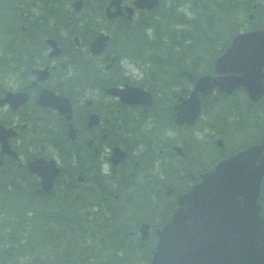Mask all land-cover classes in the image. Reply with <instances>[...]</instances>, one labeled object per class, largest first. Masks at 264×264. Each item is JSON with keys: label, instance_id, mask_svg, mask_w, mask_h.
I'll return each mask as SVG.
<instances>
[{"label": "flooded vegetation", "instance_id": "obj_1", "mask_svg": "<svg viewBox=\"0 0 264 264\" xmlns=\"http://www.w3.org/2000/svg\"><path fill=\"white\" fill-rule=\"evenodd\" d=\"M133 1L120 0L121 14L108 18L115 10L111 0H21L31 13L16 19L14 44L7 46L0 30L4 35L0 34V123L14 131L6 134L8 148L0 151V186L5 193H15L11 202L21 208L19 227L23 218L39 221L45 216L64 228L84 217V192L90 186L100 192L90 197L95 213L91 224L103 226V233L110 235L107 246L117 243L119 234L129 228L116 231L110 222L121 218L120 209L137 199L147 204L149 215L163 213L166 201L176 198L175 185L183 189L194 185L200 171L231 149L226 108L214 113L209 106L221 100L226 105V97H201V112L194 122L178 115V103L198 77V59L180 49L169 68L142 67L120 50L119 43L134 24L125 12ZM100 34L107 36L105 47L93 53L99 43L91 44ZM132 88L146 90L151 100ZM42 91L68 99L69 120L63 102L56 101L55 107L38 102L45 95ZM240 93L245 106L257 104L246 91ZM167 185L173 191H167ZM30 195L46 199L47 207L29 209L24 201H32ZM146 221L148 235L154 234L158 226ZM6 232L10 229L0 227V264H71L72 243L66 235L54 237L43 252L25 251V242H8ZM133 237L134 242L141 240ZM109 251L111 255L103 254L110 256L98 264L115 260L112 253L119 248Z\"/></svg>", "mask_w": 264, "mask_h": 264}, {"label": "water", "instance_id": "obj_2", "mask_svg": "<svg viewBox=\"0 0 264 264\" xmlns=\"http://www.w3.org/2000/svg\"><path fill=\"white\" fill-rule=\"evenodd\" d=\"M213 66L222 75L202 76L179 105L180 115L190 112L189 121L199 110L197 90L243 87L253 99L264 92V30L236 35ZM142 96L150 98L146 91ZM53 98L66 102L50 92L39 102L49 105ZM263 174L264 138L201 173L199 182L178 194L151 264H264V216L257 198Z\"/></svg>", "mask_w": 264, "mask_h": 264}, {"label": "trees", "instance_id": "obj_3", "mask_svg": "<svg viewBox=\"0 0 264 264\" xmlns=\"http://www.w3.org/2000/svg\"><path fill=\"white\" fill-rule=\"evenodd\" d=\"M180 1L181 0H168V5L162 4L155 9V13L150 16L154 21V33L158 35V49L176 52L178 48H187V51H192L191 53L195 59H201L202 57L199 56V53L206 51L209 62L223 50L224 46L228 44L233 35L240 30V26L243 25L244 22H247L243 17L245 16L246 18V13L249 11L255 14V17L253 20L249 21V24L252 27L264 28V0H187L190 3L189 8L193 12L189 24L194 29V33L191 30L176 29L174 28L176 22H184L183 13L178 11L174 6L176 2ZM253 4H255V7H253ZM24 9H26V7L21 3V0H0V30L7 35V38L5 37L7 46L14 44L13 36L14 29L17 27L15 23L16 19L26 18V16L22 14ZM27 12L30 14L29 10ZM241 18H243V20ZM0 34L3 35L2 33ZM140 37H142L141 32L137 35L136 39ZM187 42L189 47H184ZM140 43L136 46V50L139 54H142L144 49L148 47V39L142 37ZM153 84L157 85L158 80L153 81ZM261 102L262 104L257 103L255 105L247 103L244 109H242L243 106H241V102L236 101L234 103L236 108H234L231 103L232 110L241 108L239 112L240 116L237 119H232L228 123L227 128L232 131V134L241 132L245 127H249L250 124H244L245 122L249 123V120L257 121L262 126V130H264V97ZM251 137L249 136L245 142L238 144L236 148L247 144ZM183 172L186 173V171ZM176 187H180V185ZM30 198L32 200L31 206L33 209L43 210L47 207L46 199L34 195H30ZM259 198L264 204V181ZM162 216H165V214ZM89 217V214H87V216H82L80 219H73L64 226L62 230L72 243L69 244L71 264H98L100 258H106L111 255L108 250L118 246L117 243L107 246L108 243L112 242L110 235L103 233V230H105L103 226L98 227L92 225ZM49 221L50 220L45 216L39 221L32 218L28 220L33 228L42 226ZM28 222H26L24 218L23 227H25ZM30 224H28V226H30ZM11 227L12 233H9V241L26 243L37 241L46 242L49 237L41 231L40 234H35L34 238L28 239L27 236L26 241H23V236L19 234L20 231L24 230V228L23 230L19 229L22 225L16 227L14 224ZM31 230L29 229L30 233L32 232ZM131 243V240H127L126 242L119 241V247L124 246V250L126 251ZM119 253L122 255L117 252L112 253L115 260L107 264H138L139 259L137 257L127 254L126 257L123 255L124 253L122 250H119ZM103 254L110 255L104 256ZM147 254L148 251H145L144 257H146Z\"/></svg>", "mask_w": 264, "mask_h": 264}, {"label": "rangeland", "instance_id": "obj_4", "mask_svg": "<svg viewBox=\"0 0 264 264\" xmlns=\"http://www.w3.org/2000/svg\"><path fill=\"white\" fill-rule=\"evenodd\" d=\"M246 15H247V13H246ZM241 16H242V14H241ZM244 19H245V16L243 17ZM243 18H241L242 20H243ZM244 28V26H240V29L242 30ZM240 134L239 135H241V136H243V135H245V132L244 131H241V132H239ZM3 207H12L13 205H14V203L12 204V203H6V204H4V203H2L1 204ZM35 236V235H34Z\"/></svg>", "mask_w": 264, "mask_h": 264}]
</instances>
